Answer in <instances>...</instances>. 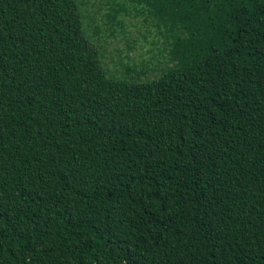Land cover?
I'll use <instances>...</instances> for the list:
<instances>
[{
  "label": "trees",
  "instance_id": "1",
  "mask_svg": "<svg viewBox=\"0 0 264 264\" xmlns=\"http://www.w3.org/2000/svg\"><path fill=\"white\" fill-rule=\"evenodd\" d=\"M87 1L0 0V264H264V0H124L117 71Z\"/></svg>",
  "mask_w": 264,
  "mask_h": 264
},
{
  "label": "rangeland",
  "instance_id": "2",
  "mask_svg": "<svg viewBox=\"0 0 264 264\" xmlns=\"http://www.w3.org/2000/svg\"><path fill=\"white\" fill-rule=\"evenodd\" d=\"M124 0H88L87 4H82L80 10L85 20L84 28L89 36L99 43H102L105 50L104 62L110 71L119 70L117 63L120 62L123 56L133 58L136 61H145L148 57V49L150 45L144 42V37L147 35V28L154 33L152 27H149L147 22H144V16L135 17L134 13L125 15L120 14L115 23H110L106 18L111 7L116 8L119 3ZM109 2L112 6H107ZM130 10V7H128ZM131 11V10H130ZM121 23V24H120ZM118 24V26H115ZM111 27L116 31L110 38ZM100 34H96V30ZM146 32V33H145ZM98 35V36H97ZM151 38V37H150ZM132 48V49H131Z\"/></svg>",
  "mask_w": 264,
  "mask_h": 264
}]
</instances>
